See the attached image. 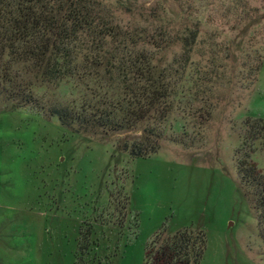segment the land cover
Segmentation results:
<instances>
[{
    "label": "rangeland",
    "instance_id": "obj_1",
    "mask_svg": "<svg viewBox=\"0 0 264 264\" xmlns=\"http://www.w3.org/2000/svg\"><path fill=\"white\" fill-rule=\"evenodd\" d=\"M97 1L125 40L108 41L112 59L145 54L156 67L184 68L160 149L135 159L120 148L141 140L150 122L77 133L49 115L55 105L95 102V76L81 62L101 44L96 36L77 43L73 75L43 83L28 74L43 112L0 104V264H75L88 230L90 264H146L164 228L166 237L204 234L198 264H264L234 160L244 120L264 119V0ZM192 28L197 38L185 52L181 39ZM252 159L263 168L261 155Z\"/></svg>",
    "mask_w": 264,
    "mask_h": 264
},
{
    "label": "trees",
    "instance_id": "obj_2",
    "mask_svg": "<svg viewBox=\"0 0 264 264\" xmlns=\"http://www.w3.org/2000/svg\"><path fill=\"white\" fill-rule=\"evenodd\" d=\"M186 33L181 39L185 52L194 45L198 30L188 29ZM95 36L101 44H95L96 52L92 51L89 63L81 62L91 71L89 75L95 76L99 88L93 92L95 102L76 109L73 104L55 105L47 111L61 126L74 127L77 133L131 132L150 122L141 140L120 145L123 152L135 159L148 158L160 149V129L171 111V99L176 95L184 68L156 67L152 57L145 54L130 55L133 60L126 62L123 57L114 56L112 64V53L106 49L108 41L125 40L117 37L97 0H0V104L16 103L43 112L45 105L33 95L34 81L27 75L32 74L43 83L73 75L80 51L77 43ZM133 40L130 37L128 42L134 43ZM98 45L103 47L99 49ZM243 130L241 148L234 158L236 176L256 214L264 242V161L260 168L252 159L258 153L264 160V119L246 118ZM91 235L88 230L77 243L75 264H90L84 258L91 253ZM165 235L164 228L151 240L146 249V264L199 263L206 248L202 232L183 229L169 237Z\"/></svg>",
    "mask_w": 264,
    "mask_h": 264
}]
</instances>
